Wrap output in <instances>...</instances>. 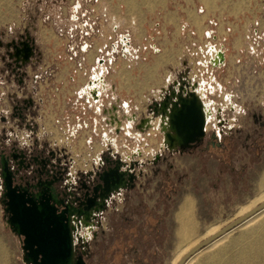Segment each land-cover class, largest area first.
<instances>
[{
  "label": "rangeland",
  "instance_id": "374dc122",
  "mask_svg": "<svg viewBox=\"0 0 264 264\" xmlns=\"http://www.w3.org/2000/svg\"><path fill=\"white\" fill-rule=\"evenodd\" d=\"M23 43L34 47L26 66L16 50ZM208 43L223 50L225 60L206 74L199 64L209 62ZM124 44L131 53H123ZM98 67L106 86L101 104L94 105L83 94ZM196 72L211 85L207 101L223 110L198 146L179 153L151 137L155 127L150 130L151 153L134 158L142 173L137 189L120 191L93 232L77 231L76 246L88 264H173L184 247L207 239L213 227H226L240 207L264 192V0H0V150L44 147L70 158L68 145L79 154V146L86 150L103 141L104 109L114 99L121 108L132 100L133 111L145 115L148 101H160L163 90ZM228 95L233 98L225 101ZM93 114L99 121L95 131ZM78 117L90 128L79 129ZM123 128L117 135L126 139ZM212 135L230 137L234 146L210 157L205 143ZM89 139L95 143L87 145ZM137 147L142 144L135 140ZM118 150L131 151L120 145ZM80 153L78 171L69 165L74 177L95 170L93 160L99 163L95 155ZM187 198L194 228L184 241L176 215ZM8 219L0 181V264H27L23 241ZM262 220L232 231L213 251L240 242L239 235ZM241 246L228 244L221 260L241 264Z\"/></svg>",
  "mask_w": 264,
  "mask_h": 264
},
{
  "label": "water",
  "instance_id": "95a60500",
  "mask_svg": "<svg viewBox=\"0 0 264 264\" xmlns=\"http://www.w3.org/2000/svg\"><path fill=\"white\" fill-rule=\"evenodd\" d=\"M23 49H26L28 54L32 53L34 55V47L32 44L23 43ZM24 59L27 58L24 57ZM224 60V52H219L215 65H221ZM103 86L101 84L100 87L102 88ZM188 86L186 79L184 81L182 80V82L180 81V84L175 83V86L168 88L162 97H165L163 101L162 99L155 101L149 107V110L153 113L152 118L160 116L159 113L162 111L160 110L158 113L159 105L162 107L167 103L169 107V112L166 113V116L164 112L161 115L167 119L171 137L173 135L175 138L174 142L176 141L177 143L175 147H167L170 151H175L177 148L184 149L191 147L206 137V117L201 107L202 103L200 104L195 92L188 91ZM104 90L105 87L102 88L101 95H103ZM101 99L102 96H100V99L95 104H101ZM114 119L116 122L122 124L118 118L114 117ZM133 121H135V117ZM149 121L148 119L141 120L138 128L145 127ZM162 132L163 137L165 135L166 138L168 131L166 132L163 128ZM138 165L136 162H130L128 164L126 160L124 162L119 161L114 169L105 172L101 176L100 180L105 192V201L109 199L111 194L128 187L127 176H129V182L133 183L136 175L132 171L135 172L136 166ZM123 168L126 171H123ZM2 172V179L5 181V187L9 191L7 195L8 202L6 203V212L10 214L8 223L16 235L24 237L23 251L25 262L27 264H87L85 253H78L75 239L77 231L83 228V222L77 224V221L72 219L73 216H77L78 218H81V216L75 215V213L69 210L58 214L56 207L50 204V200H47L45 204L41 202L40 205H37L31 200H25L21 196H15L12 194V174L9 172L6 162H3ZM27 203H30V205L28 206ZM56 203L57 201L54 200V204ZM88 208L91 209L92 205L88 206L86 210ZM263 211L264 203L199 243L182 257L178 264H186L197 253L244 225ZM87 214L90 216L89 213ZM88 215L86 216L87 221L85 222L91 225ZM88 232H92V230H88Z\"/></svg>",
  "mask_w": 264,
  "mask_h": 264
},
{
  "label": "flooded vegetation",
  "instance_id": "af4514ba",
  "mask_svg": "<svg viewBox=\"0 0 264 264\" xmlns=\"http://www.w3.org/2000/svg\"><path fill=\"white\" fill-rule=\"evenodd\" d=\"M217 120L218 127H223L226 124V121L222 120L220 115H218ZM139 123L137 124L139 125ZM138 125L137 129H139ZM206 128L207 126L205 127V131ZM219 137L212 135L207 138L205 152L211 155L210 157L216 155V150L228 153L231 148L230 145L234 146L230 137ZM226 139L229 141H226ZM199 144L200 142L191 147H186V149L198 146ZM182 150L181 148H177L175 151L179 153ZM119 161L124 162L125 160L119 157L116 159L105 157L98 163V167L95 170L79 173L78 176L74 177L70 172V162L61 157L57 152L55 153L47 148L18 149L11 147L10 149H2L0 150V181L4 208L5 210L7 209V195L9 193L5 187V181L2 179V165L3 162H6L9 172L12 174V194L21 196L25 200H31L37 205H40L41 202L45 204L47 200H50V204L56 207L58 214L69 210L75 213V215H80L81 218L77 216H73L72 218L77 221V224H81L84 220L87 221L86 216L89 213L90 227L94 231L97 224L101 226L100 217L109 210V204L113 202L114 197L120 191H135L139 176H142V173H137L136 169L135 172L132 171L136 175L133 183L129 182V176H127L128 187L111 194L109 199L105 201V192L100 178L105 172L114 169ZM156 161L157 163L161 161L160 155H157ZM123 171H126V169L123 168ZM54 200L57 201L56 204H54ZM104 201L106 204H104ZM27 205L29 206L30 203H27ZM90 205H92V208L86 210ZM7 216L9 218L10 214L7 213ZM19 238L21 241L24 240V237ZM77 250L78 253L84 252L79 249ZM86 261L88 264V257H86Z\"/></svg>",
  "mask_w": 264,
  "mask_h": 264
},
{
  "label": "bare ground",
  "instance_id": "6f19581e",
  "mask_svg": "<svg viewBox=\"0 0 264 264\" xmlns=\"http://www.w3.org/2000/svg\"><path fill=\"white\" fill-rule=\"evenodd\" d=\"M123 43H125V38L122 40ZM23 48H18L17 50V55L19 57V60L25 62L27 61L28 58H32L33 55L32 53L28 54V51H26V49ZM117 50V49H116ZM123 53L127 54V53H131V50L129 49V45L128 44H124L123 47ZM212 51V58L211 61L215 64L216 60L214 59V49L211 50ZM217 50H215L216 52ZM27 58V59H24ZM29 61V60H28ZM25 62V66L26 63L29 62ZM104 74V69L103 67H98L95 73V78L91 81L90 86L87 88V90L85 91V93L88 96V101L90 102H94L93 104L95 105L96 102H98V100L100 99V96H102V88L105 87V78L103 76ZM101 84H103L104 86L101 88ZM164 98H162L163 101ZM93 100V101H92ZM198 100L201 102V97L198 96ZM202 110L204 112V115L206 117V126L209 125L210 123H213L214 119H215V112L211 109H208V107H205L204 104L202 103L201 105ZM164 112L165 116L166 113L169 112V107L167 105V103H165L162 107L161 105H159L158 108V113L159 111ZM160 116L157 118V123L154 124V126L156 127L157 125H159L162 129L164 128L165 131H168V134L165 135L163 137V144H165V147H175V145L177 144L176 141L174 142L175 138L171 137V132L169 131V127L167 124V119L165 117H163L161 114ZM154 122V120L151 118L150 120V124H152ZM117 124H115L114 121V126L118 129H121V125L120 123L116 122ZM163 126V127H162ZM261 188L264 189V178L262 180L261 183ZM262 203H264V192L259 195L258 197H256L255 199H253L251 202H249L248 204H245L244 206L240 207L239 210L237 211L236 214V218L235 219H239L240 217L244 216L245 214L249 213L250 211H252L253 209H255L256 207H258L259 205H261ZM193 202L191 198H187L184 202L183 205L181 206L180 211L177 213V219L181 225V236L183 237L184 241H186L187 239H189L190 236V232L191 230L194 228V220H193ZM263 215V216H261ZM259 217H264V211L261 212L260 214L256 215L255 217H253L251 220H249L247 223H245L244 225L240 226V227H246V225H249V223H251L254 219ZM234 221V220H233ZM261 223H259L257 226L253 227L252 229H250L249 231H245L243 232L241 235H239V239L241 240L236 241V240H232L229 243H227L224 247H222V250H215L220 244H222L224 241H222L226 236H228L229 234L225 235L223 238L215 241L212 245L209 246L212 247L210 251H213L211 253H209L207 256H205L204 260L202 261H197L196 264H232L231 261H229L228 263H225L223 260H221V254L224 251H228L229 248L224 249L228 246L234 245V244H242L241 246V264H264V220L260 221ZM83 228L88 229L89 231L92 230V228L90 227L89 224H87L85 222V220L82 223ZM239 227V228H240ZM218 231H220V229L218 227H213L211 228L206 234L207 237H210L212 235H214L215 233H217ZM225 240V239H224ZM199 242L194 243V244H189L188 246L184 247L180 254L179 257L176 258V260L173 262V264H178L179 261L182 259V257L184 255H186L188 252H190L193 248H195L198 245ZM201 253V252H199ZM197 253L195 256H193L186 264H193L194 261L196 260V258L199 256ZM198 255V256H197ZM196 257V258H195ZM195 259V260H194Z\"/></svg>",
  "mask_w": 264,
  "mask_h": 264
},
{
  "label": "crops",
  "instance_id": "0c3cea01",
  "mask_svg": "<svg viewBox=\"0 0 264 264\" xmlns=\"http://www.w3.org/2000/svg\"><path fill=\"white\" fill-rule=\"evenodd\" d=\"M132 92H133V89H132ZM86 95L87 94L84 93L83 94V98L86 97V99H87L88 96H86ZM118 102H119L118 99H114V102L109 103L108 106H107V107H110L109 110L104 109L105 110V113H106V114H104V116L107 115V118H105L103 120L104 127H102V128H104V129H102V128L99 129V132L101 134L103 133L102 136L104 135L102 137V140L103 141L100 142L99 145H97V146H99V148H97L96 144H93L94 145L93 147L92 146L91 147H87V149L85 150L84 148L82 149V145H81V146H79L80 151H79V154H78V153L74 152L73 150H71V145H68L70 147V151H69L68 154L72 153V155H73L72 157L69 156L70 158H68L67 156L59 153V155L61 157H63L64 159H67V161L70 162V165L72 167H74L77 171H78V168H77L76 162L78 163V161H75V160L80 157V155H81L80 152H82V151L88 153L89 154V157H93L95 155L98 158V161L100 163V161L103 158H105V157H111V158H114V159H116L117 157H119L120 159L127 161V158L126 157L129 154V152H131L132 150L136 149V148H133L134 141L135 140L138 141L136 138L135 139L134 138H128L124 134L125 137H126V139H125V138L121 137V135L119 136L117 134H121V132H122L121 129H124L123 126H125L126 128L127 127H130L131 128V130H132V136H134L136 132H134L133 127L134 126L137 127V125H138L137 123H139L140 120H143V119H148L149 120V119L152 118L153 113L149 110V107H150V105L152 103V100H151V102L148 101V105L146 106V112H148V114H145V115H142L139 112V109H137L136 112L133 111V109L131 107L132 106V100L129 101L130 104L126 103V105L124 107H122V108L118 106ZM84 103H86V102L84 101ZM123 108H125V109L123 110ZM83 109H84V115H85L86 114L85 111H87V110L85 108H83ZM101 110H102V108L96 110L97 112H99V113H97V114H99V116H101ZM104 110H103V112H104ZM87 114H88V111H87ZM113 116L116 117V118H118L119 120H121L123 118V123L121 125L122 126L121 129H118V128H116L113 125L114 124V121H115V119H114ZM134 117H135V121H133V118ZM157 118L158 117L152 118L154 120L153 124H155V123L158 122V121L156 122V119ZM91 120H92V124H91L92 125V128H94V131H95L97 129V127H98V124H99L98 117H96L93 114V117L91 118ZM81 121H82V119L79 118V117L76 120V122H78V124H79V126H77L79 129L90 128V124H87V123H84V122L82 123ZM131 123H133V124H131ZM115 124H117L116 121H115ZM100 127H101V125H100ZM72 132H74V129H70L68 131L69 135H71ZM152 135H151V137L157 139L156 141H158V138L159 137H161V141H162L163 135L159 131H158V133L152 132ZM89 137H91V136L88 135L86 137V139H88ZM112 140H113V143L111 142ZM92 143H95V142H92ZM118 143H119V145H120L121 148H123L124 146L127 145L128 146L127 150H131V151H128V152H125L124 154H121V152L118 150V147H119ZM86 144H87V141H86ZM149 144H151V146L154 145V143L151 142V140H149L148 137H147L146 144L144 145V147L146 146L145 152H147V154H149V152L151 153V151H148L147 150L149 148L151 150V148H152L151 146L148 147ZM84 145H85V142H84ZM85 158H86V156H85ZM135 159L138 160V158H135ZM92 160L93 159L91 158V161ZM93 161L94 162H92V163H94V164L96 163V165L98 167V162H96L95 160H93ZM87 162H85V163H87ZM130 162H135V160L133 159L132 161H127V163H130ZM83 168H88V164H85V166Z\"/></svg>",
  "mask_w": 264,
  "mask_h": 264
},
{
  "label": "built area",
  "instance_id": "2783aa9c",
  "mask_svg": "<svg viewBox=\"0 0 264 264\" xmlns=\"http://www.w3.org/2000/svg\"><path fill=\"white\" fill-rule=\"evenodd\" d=\"M207 35V38L208 39H211V34L210 33H207L206 34ZM208 45H209V62H208V64H199L200 66H202V70H200V72H205L206 74H209V73H211L215 68H217L218 66H220V65H218V66H216L212 61H211V58H212V51L211 50H213L214 49V59L216 60L217 58H218V54H219V52H222L223 50H219V51H216L215 52V50H217V49H215V48H213L212 47V44L211 43H208ZM199 52L200 53H202L203 52V47H200L199 48ZM186 82H188V91L190 90V91H193V92H195V94L197 95V96H200L201 97V102L204 104V106L205 107H208V109H211V110H213L214 112H215V118H216V114L218 113V112H221L223 109H221L220 108V106H222V104H216V102L215 101H207V96H208V94L209 93H211L212 92V88H211V85L207 82V81H204V80H202L201 78H200V74H199V72H196L194 75H193V77L192 78H187L186 79ZM210 85V86H209ZM176 89H177V87H176ZM163 92V96L165 95V93L167 92V90H163L162 91ZM233 97L230 95H228V96H226L225 97V101H230L231 99H232ZM161 99H162V97H161ZM155 102V101H154ZM153 102V103H154ZM152 104V103H151ZM230 104H231V102H230ZM149 120H151V119H149ZM215 120V119H214ZM141 121V120H140ZM218 121V120H217ZM131 124H133V123H131ZM153 127H155L154 126V124L152 123V124H150V121H149V123H147L146 124V126L145 127H142V128H140V129H138V131H140V133H135V135L134 136H132V130H131V128L130 127H127L126 129V131H125V135H126V137H128V138H136L138 141H140L141 142V144H142V147L141 148H136V149H134V150H132L130 153H129V155L126 157L127 158V161H132L134 158H141L142 157V155H143V153H144V151H145V147H144V145L146 144V141H147V137H149L150 136V130L153 128ZM155 129H156V131H159L162 135H163V132H162V128L159 126V125H157L156 127H155ZM75 130V129H74ZM91 142H92V140L91 139H89L88 141H87V145H90L91 144ZM144 147V148H143ZM124 149H127L128 148V146L126 145V146H124L123 147ZM93 232V231H92ZM89 234H91V233H87L86 235H85V237L87 238L88 236H89ZM89 238V237H88Z\"/></svg>",
  "mask_w": 264,
  "mask_h": 264
}]
</instances>
